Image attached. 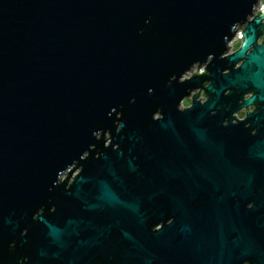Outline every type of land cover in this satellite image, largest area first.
<instances>
[{"label":"water","instance_id":"95a60500","mask_svg":"<svg viewBox=\"0 0 264 264\" xmlns=\"http://www.w3.org/2000/svg\"><path fill=\"white\" fill-rule=\"evenodd\" d=\"M257 1L0 0V264H264Z\"/></svg>","mask_w":264,"mask_h":264},{"label":"flooded vegetation","instance_id":"af4514ba","mask_svg":"<svg viewBox=\"0 0 264 264\" xmlns=\"http://www.w3.org/2000/svg\"><path fill=\"white\" fill-rule=\"evenodd\" d=\"M258 10H259V7L256 6V8L252 11V15L256 14V12ZM237 31L238 32L241 31V27H239V26L237 27V29L235 30V32L232 35V38L235 36V33H237ZM261 38H262V36H260L258 38V40L256 41L257 44H258L259 41H261ZM239 42H240V38L238 39V41L235 44H233V46L231 45V47H230V44L228 43V46H229L228 53H232L234 50H236L237 49V45H238ZM202 68H204V65H200L199 66V69H202ZM196 70H197V64L193 65V67H191L190 70H188L185 74H183L179 80L182 81L185 78H189L192 75V73L195 72ZM198 90H199V88L195 89V91L192 90V91L189 92V94H194ZM227 91L228 90H226L225 93ZM202 92H203V88H200V90H199V92L197 94V97H196V100H199L200 103H202V102H204L206 100V98L204 96H201ZM248 96H249V92L243 93V94H241V99L242 100H246V98H248ZM191 103H192L191 102V96H186L180 101V104H179L178 107L180 109L187 108V107H189L191 105ZM245 109H246V111L248 113H251V111L253 110L252 109V105H249V104H247L245 106ZM245 109H244L243 106H240V108L238 107V108L235 109V112H233L231 114L233 116V118H234V119H232V123H236V120H240L241 121V119L244 117ZM246 124H248V122L244 123L242 126H245ZM223 125H226V122L223 121ZM253 132H254L253 129L249 131V133H251V134ZM249 206H250V203L247 204V207H249Z\"/></svg>","mask_w":264,"mask_h":264},{"label":"rangeland","instance_id":"374dc122","mask_svg":"<svg viewBox=\"0 0 264 264\" xmlns=\"http://www.w3.org/2000/svg\"><path fill=\"white\" fill-rule=\"evenodd\" d=\"M259 3H261V0H258L256 5L259 6ZM237 41H238V38L236 39V37H233V38L230 40V42H229L230 47H231V45L233 46V44H235Z\"/></svg>","mask_w":264,"mask_h":264},{"label":"built area","instance_id":"2783aa9c","mask_svg":"<svg viewBox=\"0 0 264 264\" xmlns=\"http://www.w3.org/2000/svg\"><path fill=\"white\" fill-rule=\"evenodd\" d=\"M259 4H260V3H259ZM234 37H236V39H237V38H238V39L240 38V37H239V32H238V31H237V33H235V36H234Z\"/></svg>","mask_w":264,"mask_h":264}]
</instances>
